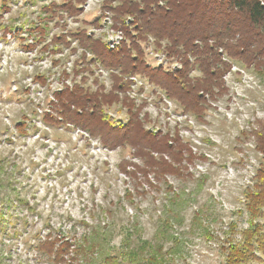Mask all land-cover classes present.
<instances>
[{
  "label": "clouds",
  "instance_id": "clouds-1",
  "mask_svg": "<svg viewBox=\"0 0 264 264\" xmlns=\"http://www.w3.org/2000/svg\"><path fill=\"white\" fill-rule=\"evenodd\" d=\"M0 264H264V0H0Z\"/></svg>",
  "mask_w": 264,
  "mask_h": 264
}]
</instances>
